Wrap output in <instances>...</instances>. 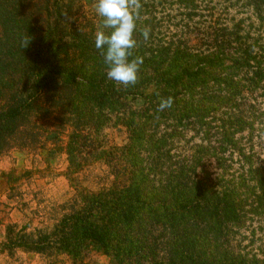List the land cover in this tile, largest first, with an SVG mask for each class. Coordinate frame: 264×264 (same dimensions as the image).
<instances>
[{
	"label": "trees",
	"instance_id": "obj_1",
	"mask_svg": "<svg viewBox=\"0 0 264 264\" xmlns=\"http://www.w3.org/2000/svg\"><path fill=\"white\" fill-rule=\"evenodd\" d=\"M244 2L262 13L264 0ZM138 3L130 59L143 63L124 86L107 79L94 44L102 18L81 0H0V156L54 134L72 193L35 227L41 202L20 206L26 224L7 225L1 252L49 264H82L87 251L111 264H264V248L238 239L264 224V158L254 151L262 114L249 102L264 85V38L242 21L208 20L197 0ZM109 126L124 130V145L95 139ZM97 163L111 182L87 191L79 174Z\"/></svg>",
	"mask_w": 264,
	"mask_h": 264
},
{
	"label": "rangeland",
	"instance_id": "obj_2",
	"mask_svg": "<svg viewBox=\"0 0 264 264\" xmlns=\"http://www.w3.org/2000/svg\"><path fill=\"white\" fill-rule=\"evenodd\" d=\"M81 2L87 15L96 16V0H81ZM197 2L209 16L208 20L217 21L218 24H227L231 20L242 21L245 32L251 31L255 33V36L259 35L264 38V7L261 10L262 13L259 14L254 8L247 7L244 0H197ZM170 4L166 1L164 4L168 8L167 11H173L170 16L178 14V9ZM252 96V98L249 97V102L253 103L254 111L262 114L261 120H255L258 132L254 139V151L264 158V85ZM4 108V100L0 99V112ZM190 136L188 135L187 139H190ZM54 137L52 133L45 134L42 137V140H45L44 147L29 148V151L15 148L0 156V264H49V261L47 263V260L37 255L22 251L8 256L1 252V245L5 239L7 225L23 226L26 224V216L24 218V214L20 213V206L24 207V204H28L29 207H33V198L35 202L37 200L41 202L40 215L32 216L30 208L26 210L28 216L35 219L32 225L35 227L43 218L45 220L50 218L49 211L46 213L48 215L45 214L46 208L50 209L51 204L65 202L72 194L68 182L62 176L68 167L67 158L56 151ZM244 137L247 138L246 135ZM60 139L65 141L66 138L62 135ZM95 139L104 147L122 146L126 142V134L120 128L109 126L99 136L95 135ZM107 172L108 169L103 164L89 165L79 174L80 186L91 192L108 186L111 179L107 178ZM7 176L10 178L7 179ZM17 178H20L18 182H16ZM238 239L242 246L253 244L254 249L264 248L263 222L252 221ZM80 262L82 264H111V259L102 253L87 251L82 255ZM53 264H71V261L63 257L60 262Z\"/></svg>",
	"mask_w": 264,
	"mask_h": 264
},
{
	"label": "clouds",
	"instance_id": "obj_3",
	"mask_svg": "<svg viewBox=\"0 0 264 264\" xmlns=\"http://www.w3.org/2000/svg\"><path fill=\"white\" fill-rule=\"evenodd\" d=\"M140 5L138 0H96L95 13L102 18V25L95 33V48L103 55L108 80L127 86L138 79L142 57L130 59L136 47V22ZM108 30V31H106ZM145 39L147 31L143 33ZM30 41H25L27 47ZM172 99L159 105V110L170 108Z\"/></svg>",
	"mask_w": 264,
	"mask_h": 264
}]
</instances>
